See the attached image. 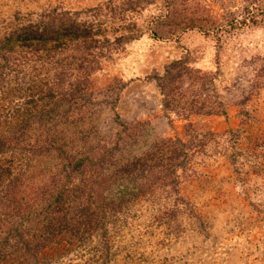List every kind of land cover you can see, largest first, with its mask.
Returning a JSON list of instances; mask_svg holds the SVG:
<instances>
[{
  "label": "trees",
  "instance_id": "1",
  "mask_svg": "<svg viewBox=\"0 0 264 264\" xmlns=\"http://www.w3.org/2000/svg\"><path fill=\"white\" fill-rule=\"evenodd\" d=\"M83 14L53 8L0 21V264H50L77 253L112 264L113 230L142 198L178 193L217 135H197L189 124L187 139L148 142L121 121L128 83L116 77L100 88L93 77L115 44L134 38L101 36ZM155 78L165 92L199 83L192 98L166 92L167 108L227 113L224 101L203 96L213 84L207 72L176 60ZM243 142L230 152L234 160Z\"/></svg>",
  "mask_w": 264,
  "mask_h": 264
},
{
  "label": "rangeland",
  "instance_id": "2",
  "mask_svg": "<svg viewBox=\"0 0 264 264\" xmlns=\"http://www.w3.org/2000/svg\"><path fill=\"white\" fill-rule=\"evenodd\" d=\"M53 8L84 12L113 41L134 38L115 44L93 78L100 88L116 77L128 83L116 111L148 142L187 139L189 124L197 135L217 134L178 193L142 198L113 230L112 264H264V0H0V21ZM176 60L210 74L203 96L224 101L226 114L165 106L166 92H198L190 79L161 88L155 76ZM241 141L244 155L234 160ZM92 259L77 253L50 264L104 260Z\"/></svg>",
  "mask_w": 264,
  "mask_h": 264
}]
</instances>
